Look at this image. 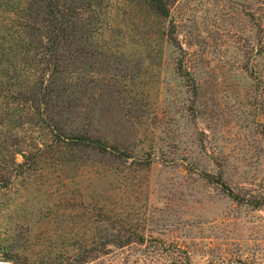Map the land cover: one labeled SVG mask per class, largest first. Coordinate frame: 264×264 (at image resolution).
<instances>
[{"label": "rangeland", "instance_id": "374dc122", "mask_svg": "<svg viewBox=\"0 0 264 264\" xmlns=\"http://www.w3.org/2000/svg\"><path fill=\"white\" fill-rule=\"evenodd\" d=\"M161 1L60 0L89 31L46 118L0 112V264H264V0Z\"/></svg>", "mask_w": 264, "mask_h": 264}, {"label": "trees", "instance_id": "16d2710c", "mask_svg": "<svg viewBox=\"0 0 264 264\" xmlns=\"http://www.w3.org/2000/svg\"><path fill=\"white\" fill-rule=\"evenodd\" d=\"M42 2V8L34 9L31 8L32 5L23 0H0V69L5 70L3 72L0 70V89L14 88L12 84L18 77L10 75L9 80L3 79L5 75L7 76V65L9 67L15 65L13 71L18 72L15 67L21 62V58L35 60L38 67H44V73H46L43 77L46 79L42 78L40 82L38 81L36 97L27 98L17 94L14 90L7 94L0 92V112L9 111L10 114L15 112L20 114L22 104L26 105L34 99L37 104L34 115L46 118L39 109L48 104L52 105V101L48 98L50 92L46 85L52 82L54 76L64 71L62 62L66 53L70 55L76 52V45L81 38L78 37L74 41L75 33L85 34L89 31L85 28L78 30L74 19L80 18V14H75L65 6H60V0H42ZM149 3L158 13L162 15L167 13L161 0H149ZM37 19L39 25L35 22ZM9 50L13 54L4 58V54ZM17 165L20 167V164Z\"/></svg>", "mask_w": 264, "mask_h": 264}]
</instances>
